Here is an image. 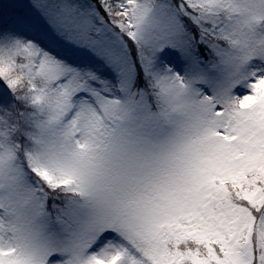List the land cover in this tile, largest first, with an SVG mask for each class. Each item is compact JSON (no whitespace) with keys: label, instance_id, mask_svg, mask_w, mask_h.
Returning <instances> with one entry per match:
<instances>
[{"label":"snow or ice","instance_id":"obj_1","mask_svg":"<svg viewBox=\"0 0 264 264\" xmlns=\"http://www.w3.org/2000/svg\"><path fill=\"white\" fill-rule=\"evenodd\" d=\"M0 264H264V0H0Z\"/></svg>","mask_w":264,"mask_h":264}]
</instances>
